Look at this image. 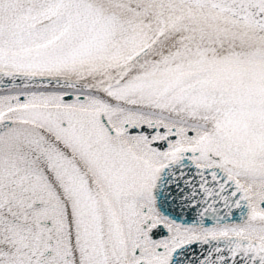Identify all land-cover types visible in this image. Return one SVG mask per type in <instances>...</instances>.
Masks as SVG:
<instances>
[{
  "label": "snow or ice",
  "instance_id": "obj_1",
  "mask_svg": "<svg viewBox=\"0 0 264 264\" xmlns=\"http://www.w3.org/2000/svg\"><path fill=\"white\" fill-rule=\"evenodd\" d=\"M0 264H264V0H0Z\"/></svg>",
  "mask_w": 264,
  "mask_h": 264
}]
</instances>
